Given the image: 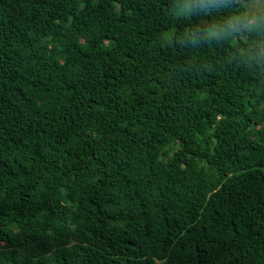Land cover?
<instances>
[{
	"label": "trees",
	"instance_id": "trees-1",
	"mask_svg": "<svg viewBox=\"0 0 264 264\" xmlns=\"http://www.w3.org/2000/svg\"><path fill=\"white\" fill-rule=\"evenodd\" d=\"M251 1L0 0V264H264Z\"/></svg>",
	"mask_w": 264,
	"mask_h": 264
},
{
	"label": "rangeland",
	"instance_id": "rangeland-1",
	"mask_svg": "<svg viewBox=\"0 0 264 264\" xmlns=\"http://www.w3.org/2000/svg\"><path fill=\"white\" fill-rule=\"evenodd\" d=\"M249 4V5H248ZM248 12L252 14L264 13V0H252L248 3Z\"/></svg>",
	"mask_w": 264,
	"mask_h": 264
}]
</instances>
